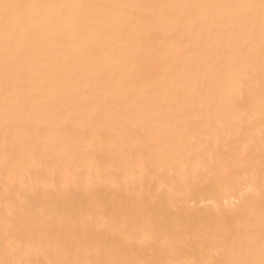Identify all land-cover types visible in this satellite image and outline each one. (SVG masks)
I'll return each instance as SVG.
<instances>
[{
	"label": "bare ground",
	"instance_id": "obj_1",
	"mask_svg": "<svg viewBox=\"0 0 264 264\" xmlns=\"http://www.w3.org/2000/svg\"><path fill=\"white\" fill-rule=\"evenodd\" d=\"M0 264H264V0H0Z\"/></svg>",
	"mask_w": 264,
	"mask_h": 264
}]
</instances>
